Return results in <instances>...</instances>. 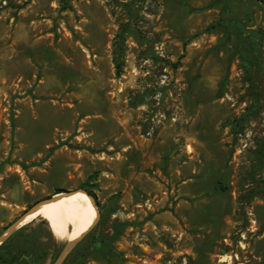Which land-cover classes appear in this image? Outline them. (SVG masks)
<instances>
[{
  "label": "rangeland",
  "instance_id": "obj_1",
  "mask_svg": "<svg viewBox=\"0 0 264 264\" xmlns=\"http://www.w3.org/2000/svg\"><path fill=\"white\" fill-rule=\"evenodd\" d=\"M77 190L61 264H264V0H0V235ZM68 241L36 216L0 264Z\"/></svg>",
  "mask_w": 264,
  "mask_h": 264
},
{
  "label": "bare ground",
  "instance_id": "obj_2",
  "mask_svg": "<svg viewBox=\"0 0 264 264\" xmlns=\"http://www.w3.org/2000/svg\"><path fill=\"white\" fill-rule=\"evenodd\" d=\"M94 209L98 217V210L92 199L82 190L59 193L31 210L18 227L36 216H42L48 221L55 236L61 239H78L92 227L95 221Z\"/></svg>",
  "mask_w": 264,
  "mask_h": 264
},
{
  "label": "water",
  "instance_id": "obj_3",
  "mask_svg": "<svg viewBox=\"0 0 264 264\" xmlns=\"http://www.w3.org/2000/svg\"><path fill=\"white\" fill-rule=\"evenodd\" d=\"M84 191V190H83ZM84 192H86V191H84ZM68 193V192H67ZM89 196H90V198L92 199V202L94 203V206L97 208V206H96V202H95V199H94V197L92 196V195H90L88 192H86ZM51 199V198H50ZM44 202V201H43ZM42 203V202H41ZM41 203H39V204H37V205H35L33 208H31V209H28L23 215H21V217H19L15 222H13L5 231H4V233L3 234H1L0 235V246L3 244V243H5L7 240H8V238L18 229V228H20V227H18V225H19V223H21L22 221H23V219H24V217L31 211V210H33L36 206H38V205H40ZM98 216H99V213H98ZM97 220H98V217L96 218V220L94 221V223H93V225H92V227L96 224V222H97ZM91 227V228H92ZM90 228V229H91ZM89 231V230H88ZM87 231V232H88ZM86 232V233H87ZM82 236H84V235H82ZM81 236V237H82ZM81 237H79L78 239H73V240H69L68 242H67V244L65 245V247H64V249H63V251H62V253H61V255H60V257H59V259L57 260V262H56V264H61V262L64 260V258L67 256V254L70 252V250L73 248V246L78 242V240L81 238Z\"/></svg>",
  "mask_w": 264,
  "mask_h": 264
},
{
  "label": "trees",
  "instance_id": "obj_4",
  "mask_svg": "<svg viewBox=\"0 0 264 264\" xmlns=\"http://www.w3.org/2000/svg\"><path fill=\"white\" fill-rule=\"evenodd\" d=\"M4 244L0 247V250L3 248Z\"/></svg>",
  "mask_w": 264,
  "mask_h": 264
}]
</instances>
